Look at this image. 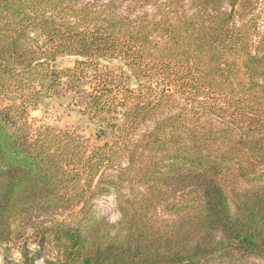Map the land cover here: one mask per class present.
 Wrapping results in <instances>:
<instances>
[{
	"label": "trees",
	"instance_id": "trees-1",
	"mask_svg": "<svg viewBox=\"0 0 264 264\" xmlns=\"http://www.w3.org/2000/svg\"><path fill=\"white\" fill-rule=\"evenodd\" d=\"M127 1L0 0V243L30 230L57 264L264 262V0ZM63 90L111 141L32 127ZM110 192L114 223L93 209Z\"/></svg>",
	"mask_w": 264,
	"mask_h": 264
},
{
	"label": "rangeland",
	"instance_id": "rangeland-1",
	"mask_svg": "<svg viewBox=\"0 0 264 264\" xmlns=\"http://www.w3.org/2000/svg\"><path fill=\"white\" fill-rule=\"evenodd\" d=\"M124 2L128 1L124 0ZM73 62V56H62L53 62V66L70 67ZM103 64L115 72L123 73L128 86H136V81L123 60L107 59ZM28 121L33 128L41 124L71 128L84 134L91 143L96 145L112 139L107 120L88 119L83 115L82 109L76 105L72 93L67 90H63L57 97L40 99L35 109L30 110ZM121 161L124 162V159L122 158ZM126 192V187H123L122 194ZM93 209L97 215L112 223L117 222L120 216L116 208V198L112 192L98 197L94 201ZM24 232L19 242L0 243V264H57V254L53 246L36 238L30 230ZM207 264H264V262L258 257L250 256L242 261L214 259Z\"/></svg>",
	"mask_w": 264,
	"mask_h": 264
}]
</instances>
